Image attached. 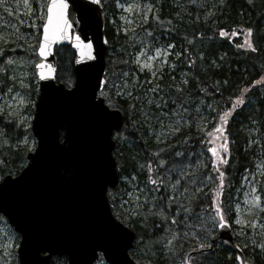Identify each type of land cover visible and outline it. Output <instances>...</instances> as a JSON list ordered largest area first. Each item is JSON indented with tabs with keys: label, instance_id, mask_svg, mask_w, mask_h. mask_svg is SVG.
<instances>
[{
	"label": "trees",
	"instance_id": "16d2710c",
	"mask_svg": "<svg viewBox=\"0 0 264 264\" xmlns=\"http://www.w3.org/2000/svg\"><path fill=\"white\" fill-rule=\"evenodd\" d=\"M100 1L104 34L108 41V51L110 50L106 56V69L115 72L117 76L121 72H128L130 77L138 78V87H129L128 90L132 92L133 97H143L144 93L148 92V96L137 100L136 104L138 107L143 105V110L150 119H158L166 112L175 113L181 121L177 126L174 121L168 119L175 128L167 126L164 138L154 139L153 136L146 135L144 116L129 108L132 101L127 96H117L115 92L119 91V88L113 91L111 107L118 108L123 114L124 124L121 132L128 142L125 145L115 139L113 154L119 177H134L136 187H142L148 194L146 201L143 198V207L134 210L139 215H131L132 210L118 204L117 199L110 198L115 217L136 232L131 256L140 263L174 264L178 256L189 250H197L199 245L203 244L205 248L212 245V249L195 257L194 264H236L234 253L220 243L216 228L210 222V216L214 212L213 197L216 195L219 173L213 171L216 165L211 161L215 157L208 151L207 140L210 139V131L215 130L218 134L215 127L216 118L228 113L225 116L226 124H222V127L223 141L226 139L229 152H223L221 149V155L227 158L228 163L219 166L220 171H224L226 175L223 192L216 197L223 215H226L237 194L240 178L250 172L254 165V153L247 148L250 135L245 123L253 118L261 125L264 118V88L253 83L264 76V0H251V3L249 0H149L153 10L147 23L136 31L135 37L141 35L142 39L149 40L152 46L154 42L156 45L173 44L167 58L168 65L172 62L176 66L178 64L174 68L177 72L165 69L158 74L159 78H150L148 72L138 69L132 57V50L138 48L133 43V38L130 39L127 34H122L120 29L116 30L108 24L106 18L114 11L117 0ZM154 14L164 21L163 25L158 26ZM168 21H171L170 25ZM221 28L229 35L221 36ZM248 28L253 29L251 34L248 33L249 39L241 40L238 35ZM38 37L37 30L31 49L36 48ZM245 43L243 47L240 46ZM248 43H251L255 50L249 48ZM22 44H25V41ZM0 47L5 48V53L0 56V65L4 64L8 56L16 60L17 55H23L32 62L37 59L35 51L30 50L28 45L13 50L8 45L0 44ZM55 55L56 80L68 86L74 80V53L69 46H61L55 49ZM189 60L192 62L189 63ZM124 61L128 63H123ZM10 67L8 66L6 72L0 73V80L3 81L0 83L1 91L11 84ZM184 70H187L188 75L183 81L176 73ZM34 80L35 76L32 74L30 89L33 99L37 95ZM131 82L130 80L129 83ZM120 83L117 80V84ZM157 85L159 89L156 92L149 91ZM241 93H244L245 100L253 97L256 105L233 107L232 102ZM149 99L153 101L152 104L148 103ZM198 103L201 107L195 109ZM156 104L161 107L156 108ZM186 119L188 123L184 122ZM125 125L128 127L125 128ZM0 133L1 178L6 174L18 173L24 166L28 150L18 142L24 135L31 134L29 128L17 124L14 117L5 114H0ZM223 141L220 144H223ZM161 149L164 151H159ZM176 152L181 155L176 156ZM161 159L165 161L164 165L159 164ZM149 160L154 165L152 173H149L146 167ZM142 165L145 167H141ZM149 176L152 180H157V185L149 183ZM159 180H163L164 185H159ZM177 180L179 183H176ZM128 187L129 185L120 182L111 193L116 190L122 192L123 188L126 190ZM258 189L264 197V171L260 175ZM153 196L157 198L155 201ZM169 196L174 197V201H169ZM161 208L167 219L162 220L152 214ZM178 208H188L189 211L177 212ZM173 215L177 219L175 224H172L170 219ZM261 216L264 219V210ZM227 219L230 222V218ZM240 238L235 235V240L248 262L264 264V251L260 249L264 240L257 241L256 247L248 248L242 245L243 237L241 240ZM245 240L248 244L247 237ZM65 262V258L52 260V264Z\"/></svg>",
	"mask_w": 264,
	"mask_h": 264
},
{
	"label": "water",
	"instance_id": "95a60500",
	"mask_svg": "<svg viewBox=\"0 0 264 264\" xmlns=\"http://www.w3.org/2000/svg\"><path fill=\"white\" fill-rule=\"evenodd\" d=\"M67 4L71 39L54 41L46 57L36 52V64L51 65L52 75L47 67L34 65L38 94L30 132L35 147L17 174L0 179V214L19 235L18 264H52L53 257L66 258L65 264H95L99 253L107 264H139L129 255L136 233L115 218L107 197V190L118 184L112 135L122 129L124 117L107 105L103 111L96 103L98 94L93 95L104 76L108 49L102 5L95 0ZM76 35L85 45L92 43L83 58ZM63 45L74 53L69 87L55 80L54 50ZM217 237L235 254L237 264H249L228 221L222 224L219 218Z\"/></svg>",
	"mask_w": 264,
	"mask_h": 264
},
{
	"label": "rangeland",
	"instance_id": "374dc122",
	"mask_svg": "<svg viewBox=\"0 0 264 264\" xmlns=\"http://www.w3.org/2000/svg\"><path fill=\"white\" fill-rule=\"evenodd\" d=\"M30 3L33 8L37 7L36 0H30ZM132 4L138 5L139 7H133L129 10V5ZM147 4L152 5L149 0H117L115 2L114 11L112 13L110 12L106 19L110 26H113L116 30L120 29L121 33L127 34L130 39L131 37L133 38V43L138 46L137 49L132 50V57L136 65L137 63L135 61L137 60V54H139L140 61L144 62H147L145 60V53H147V56L156 57V59L152 61L154 67L151 70L145 68L144 71L148 72L150 78H159L158 74H160L165 69L170 72H177V70L174 69L176 66L175 63L172 62L168 65L169 61L167 58L170 49H167V56L163 55V52L167 48V45H156V42H154V46H152L150 41L147 39H142L141 35L135 37L136 31L139 30L141 25L145 24L142 17L147 16L149 18V15L153 10V8L152 10H148V8L145 7V5ZM5 7L11 8V14L5 11ZM19 20H25L26 23L19 24ZM33 22L38 25L41 24L39 23V20H33L32 14L27 11V9L22 3V0H6L5 6H0V34L3 35V40H0V44L8 45L11 50L17 48L15 45L22 44L23 41H25L26 45L31 46L34 34L37 32V30L39 33L40 30V28L37 29L31 26ZM125 28H128L129 30L125 31ZM17 29H19V31H17ZM26 34H31L32 39H28ZM18 36L22 38L17 39ZM239 36L240 39L242 38L241 40L244 41H247L249 39V35L246 30H242L241 34L238 35V37ZM13 41L15 43H13ZM243 45H246V43ZM156 48L161 49L160 56H156ZM148 49H151V51H148ZM108 53H110V50ZM35 55L36 58H38L36 51ZM21 59L24 60V63H20ZM36 61L32 62L31 59H28L23 55H17L16 63L11 65L10 67L11 73L9 74V79L11 76L15 75L18 79H24L25 83L30 85L31 88L32 74H34L33 66ZM138 69L140 70V67H138ZM153 71L156 73L155 76L151 75ZM25 72L28 74L27 77L22 76V73ZM176 74L181 80L184 81L186 78L185 76L188 75V72L187 70H184ZM172 77L176 76L172 75ZM34 83H36L37 85L36 78L34 80ZM256 84H259V86L264 88V80H261V78L256 82ZM9 87L13 89L12 92H8ZM9 87L6 90H0V114H5L7 116L14 117L17 124H22L23 126L27 124V128H29L33 115V105L35 102V99L31 97V89L20 88L19 85L13 80H11V84ZM238 97L243 100V103H238L235 98L232 102V106L244 105L246 107H251L256 105V100L253 97L247 98L245 100L244 93H241ZM21 98L29 100L30 103H22ZM200 107L201 104L198 103L195 109H198ZM220 117L221 116H218L216 118V128L217 125H219L218 123L221 122ZM168 119H170L171 122L174 121L177 126L181 124L180 118L177 117L175 113L167 114L166 116H159L158 119H150L149 117L146 121L145 119H143V123H146L145 126H147L146 135L153 136L154 139H157V136H159V139L164 138L167 126H170V128H175V125H171V122L168 121ZM184 122L188 123L189 121L188 119H186V121ZM261 122L262 123L260 125L257 120H254L252 118L250 119V122L245 123L246 130L250 135V139L247 143V148L249 147L254 153V165L253 169L250 172L243 174V176L240 178L239 187L236 189L237 194L234 196V200L230 205V209L227 211L226 215H224L226 220H228L227 217L230 218V223L235 232V235L241 238L243 237V241H241L243 243L242 245L244 247L248 246V248L256 247L257 241L264 240V219L261 216V213L264 210L263 199L261 200L259 207L252 203V197L256 196L257 194L261 195L258 189V185L260 175L264 171V118L261 120ZM225 124L226 123H223V125ZM217 132L218 134L215 130L209 132L211 136L210 139L207 140V145H209L208 148L215 147L221 155L222 150L220 149L219 145L220 142L223 141L224 136L223 133H219V131ZM25 140H27V143L23 142ZM118 140L124 143L125 145H127L128 143L124 135H122V137ZM224 143L225 142L223 141V144ZM18 144L26 148V150L31 151L35 146V139L31 135H24L20 139ZM226 149V152L228 153V148L226 147ZM223 152L225 151L223 150ZM120 182L125 183L126 186L129 185V187L126 190H124L123 188L122 192L116 190L115 192L111 193V197L117 199L118 204H123L126 206V209L135 212L134 210L138 208L135 205L142 204L144 199L142 198L140 201H136L135 195L132 197H129L127 195L129 191L135 192L136 183L135 181L133 182V178H128L124 176L120 178ZM253 189H255L256 191H253ZM125 201H132V203H125ZM249 209H251V211H249ZM216 213L217 209L215 205L214 212L210 216V222L212 223V225L214 224V226L216 225V223L214 222H217L218 220V216ZM237 221H240V223H237ZM253 221L255 223H253ZM245 237H247V239L249 240L248 244L245 240ZM18 240L19 236L17 235V233L13 231V229L7 224L6 220L1 216L0 264H18L16 253ZM260 249L264 251V243L263 246L260 247ZM185 254L186 252L178 256L174 264H181V261H183ZM194 260L195 257L193 259V262ZM96 264L107 263L101 260Z\"/></svg>",
	"mask_w": 264,
	"mask_h": 264
},
{
	"label": "snow or ice",
	"instance_id": "6c2138e0",
	"mask_svg": "<svg viewBox=\"0 0 264 264\" xmlns=\"http://www.w3.org/2000/svg\"><path fill=\"white\" fill-rule=\"evenodd\" d=\"M96 3H100V0H95ZM23 5L25 6V8L27 9V11L29 13L32 14L33 20H39L41 21V24L38 25L35 22L32 23V27L33 28H41L42 27V32H40L39 37L36 39V43H37V47L35 49H31L30 46L29 49L30 50H34L36 52L39 53L40 57H46L49 54L50 51V45L54 42V41H59V40H64V39H71V37L67 34L68 29H70L72 27L71 23L69 22L68 18H67V8H68V4H67V0H36V4L37 7L33 8L30 0H22ZM249 3H251V0H249ZM6 4V0H0V6H5ZM133 7H139L138 5L132 4L129 5V10ZM146 8H148V10H152L153 5L151 4H147L145 5ZM5 11L9 12V14H11L12 10L9 7H5ZM123 19V17H122ZM143 21L145 23H147L148 21V17L144 16L142 17ZM154 19L158 22V26L159 25H163L164 21L160 20L159 16H155L154 14ZM26 21L25 20H19V24H25ZM171 21H168V24L170 25ZM125 31H128V28L124 29ZM17 31H19V29H17ZM247 33L251 34L253 32L252 28H248ZM151 34V33H149ZM219 34L221 36H227L228 33L224 31V29H220L219 30ZM235 34V33H233ZM28 39H32L31 34H26ZM22 37H17V39H21ZM76 41H78L79 43L76 45L78 48L81 49V56L83 58V56L87 55L88 53L85 51V48L87 49H91L92 48V43L91 41H89L87 43V45L84 44V41L81 40V37L79 35L75 36ZM0 40H3V35L0 34ZM107 43V41H105ZM13 43H15L13 41ZM16 47H20V48H25L26 45L25 44H16ZM241 47H243L244 45H240ZM247 46L249 48H253V45L251 43H248ZM173 48V44H168L167 48L164 50L163 55L167 56L168 55V51L167 49H172ZM253 50H255L253 48ZM148 51H151V49H148ZM5 53V48L4 47H0V56H2ZM155 53L156 56H160L161 55V49L160 48H156L155 49ZM177 55H180L179 53H177ZM91 58H95L94 56ZM156 57L154 56H147V53H145V60L147 62L144 61H140L139 59V54H137V60L135 61L138 65V67H140V71L143 72L145 68L151 70L154 65L152 63L153 60H155ZM192 61L189 60V63H191ZM16 63V60L13 59V57L8 56L6 58V60L4 61V64L0 65V73L6 72L8 70V66H11L13 64ZM20 63H24V60H20ZM123 63H128L127 61H124ZM142 65V66H141ZM35 67L37 69H43L44 67H47L49 69L47 75L51 76L52 75V69H51V65H45L44 61H41L40 63H37L35 65ZM27 73H22V76L27 77ZM151 75L155 76L156 73L153 71L151 73ZM40 78H45V73L41 72L40 73ZM11 80L15 81L20 88H24V89H29L30 85L25 83L24 79H18L15 75L10 77ZM138 78L135 77H130L128 72H121L119 76L116 75L115 72H111L108 69H105L104 72V76L102 80H99L96 86V89L93 92V95H97L99 96V99L97 100V105L99 107L102 108L103 111L107 112V107H111L112 106V94L113 91L117 88H119V91H116L115 94L117 96L120 95H124L127 96L129 98V100L132 101L131 104H129V108L132 109L133 112H139L142 116H144L145 121L148 119V115L147 113L143 110V105H141L140 107L137 106L136 101L137 100H143L145 97L148 96V92L144 93V96L141 97L139 95L133 97L132 92L128 90L129 87H131L132 89H136L138 87V84L136 83V80ZM117 80H119L121 83L118 85L117 84ZM132 81L131 83H129V81ZM261 80H264V76L261 77ZM0 83H3L2 80H0ZM253 83H256L255 81ZM159 89V85H157L154 88H150L149 91L150 92H156ZM12 88L9 87L8 88V92H12ZM238 103H243V100L240 97L236 98ZM21 102L24 104H28L30 103L29 100L27 99H23L21 98ZM149 104H152L153 101L151 99L148 100ZM105 105H107V107H105ZM156 108H160L161 105L160 104H156L155 105ZM233 107H235V105H233ZM229 112H231V109L229 110ZM163 115H167V113H163ZM228 115V113H225L224 115H221L220 120H221V124L217 125V131H219L220 133L224 132V128L222 127L223 123H226L225 120V116ZM25 128L28 127L27 124L24 125ZM128 125H125V128H127ZM178 131V129H176ZM2 134V133H0ZM122 137V132L118 131L114 137V139H120ZM157 139H159V136H157ZM24 143H27V140L23 141ZM226 139H225V143L224 144H220L219 147L220 149L226 151ZM159 151H164L163 149L159 150ZM210 151L213 154V157H215L214 159H212V164L216 165V167L213 169V171H217L219 173L218 175V180L219 183L217 184V187L215 189L216 195L213 197V203L216 205V209H217V215L220 218V221L222 224H227V220L225 219L224 215H223V210L220 206V204L217 202L216 197L220 196L221 193L223 192V186L225 183V175L226 173L224 171H220L219 166L221 164H227L228 160L225 156H222L219 154V152L217 151V149L215 147H213L212 149H210ZM176 156H180L181 154L179 152L175 153ZM157 155V154H154ZM159 164L160 165H164L165 161L163 159L159 160ZM141 167H145L144 165H142ZM147 170L149 173L153 172V168L154 165L152 164L151 160L148 161V164L146 165ZM181 175H187L186 173H181ZM134 179V177H133ZM208 179H211V177H208ZM149 183L153 184V185H157V180H152L151 176H149L148 178ZM130 183V181H129ZM176 183H179V180L176 181ZM193 183H195V181H193ZM159 185H164V181L163 180H159ZM253 191H256L255 189H253ZM138 193V194H137ZM127 195L129 197H132L135 195V200L136 201H140L142 198L145 199V201L147 200V193L144 192L141 188L136 187L135 188V192L133 191H129L127 193ZM153 201H155L157 198L155 196L152 197ZM174 197L169 196L168 200L169 201H174ZM264 199V197H262L261 195L257 194L256 196L252 197V203L256 206H260L261 200ZM125 203H132V201H125ZM136 207H143L142 204H136ZM183 211L185 213H187L189 211L188 208H178L177 212ZM249 211H251V209H249ZM153 215L159 216L161 217V219H167V215L164 212L163 208H161L158 212L152 213ZM131 215H139L138 212H132ZM171 222L172 224L177 223V219L176 216L173 215L171 218ZM185 219H187V217H185ZM237 223H240V221H237ZM253 223H255L253 221ZM169 243H171V241H169ZM205 245L201 244L199 245V248H204ZM191 257H188L185 254V259L184 261H181V264H191Z\"/></svg>",
	"mask_w": 264,
	"mask_h": 264
}]
</instances>
